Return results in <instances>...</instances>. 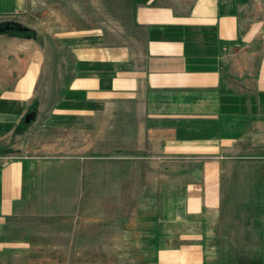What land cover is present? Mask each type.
I'll return each instance as SVG.
<instances>
[{"label": "crops", "instance_id": "1", "mask_svg": "<svg viewBox=\"0 0 264 264\" xmlns=\"http://www.w3.org/2000/svg\"><path fill=\"white\" fill-rule=\"evenodd\" d=\"M129 2L53 62L0 32V264H264V0ZM31 4L43 24L28 0L0 22ZM29 111L56 154L7 152Z\"/></svg>", "mask_w": 264, "mask_h": 264}, {"label": "rangeland", "instance_id": "2", "mask_svg": "<svg viewBox=\"0 0 264 264\" xmlns=\"http://www.w3.org/2000/svg\"><path fill=\"white\" fill-rule=\"evenodd\" d=\"M30 1L31 2L33 1L36 10H37V5L41 6L40 15L42 17L43 24L40 25L38 24V26L35 25L32 4L31 6H29V9L30 7L32 8L31 15L19 11L17 13L14 12L13 14H2V16L6 15V19H10L8 21L16 22L17 20H22L23 21V23H21L22 25L27 26L29 28L31 27L30 28L31 32L26 33V35H28L29 37L34 36L33 31L40 32V34L43 35L42 42L44 44H42V46L45 45V47H47L46 57L47 58L50 57L49 62L51 61L53 62L52 59L53 56H55L52 53L53 51L55 52V49L53 47L55 45L59 46L60 44H62V41L66 40L67 36L65 35V33L61 34V31L69 32L67 34L70 37H72L75 36V34H78L79 31L82 29V27L83 28L88 27L91 30L101 29L103 31V30H108V28H111L113 30L115 27H122V25L126 23V21L128 20L129 9H130L129 0H58V1L28 0V4H30ZM51 9L52 12H54L52 18L49 15ZM13 32L15 33L16 31ZM19 33L20 32H18V34ZM50 34L52 35L51 39H50ZM51 42H53L54 44L53 46H51ZM51 48L53 49V51L51 50ZM64 61H65V52H63L60 55H57L55 58V63H57L59 66H62ZM58 68L61 69V67ZM53 72H55V69L52 70L51 73ZM32 122L33 119L30 120L28 123H22V125L15 130L16 133H14L11 137V142H10L11 144H9L8 147L9 149L8 150L7 148L4 149L5 152L6 150L7 152H9L10 156L13 155L17 156L23 153L26 155L33 154V150L35 147H36V153L42 152L44 154L46 153L51 155L57 153L51 150V148L49 147V143L47 142L52 138L48 130H42L41 135H39L38 133L36 135L33 134L32 130L29 131L24 130V129H28L33 124ZM108 122L112 123V120H108ZM55 137L57 136H54L53 138ZM40 141L41 143L38 144ZM65 141L66 139L63 140L61 139L62 143H64ZM25 143L27 146L24 147L22 151H19L20 150L19 146ZM42 143L43 145H45V148L41 149V151L37 150L38 147L37 145H41ZM72 143H79V140L78 141L75 140V142ZM151 174L157 175L159 174V172L148 171V175ZM145 183L149 185L148 181L147 182L145 181ZM142 185L144 184L143 183L140 184V182L136 184L138 191L140 190V187ZM151 186L154 188V184H151ZM58 240L62 243L66 242L65 236H59ZM104 248L109 254H111L113 251L115 252V250H120V248L112 247V246L104 247ZM123 248L124 249L121 251V253H119V256L122 257L123 259L132 260L133 256L132 254L130 255V252L132 253V250L134 248L132 247L129 248V246H123ZM58 250H59L58 259H64V258L67 259V253L70 252L71 248L59 247ZM90 250L92 252L91 254H93V257H96L95 255L98 252L97 248L92 247L90 248ZM67 264H82V263L74 262L70 260L69 262H67ZM88 264H95V261H91Z\"/></svg>", "mask_w": 264, "mask_h": 264}, {"label": "water", "instance_id": "3", "mask_svg": "<svg viewBox=\"0 0 264 264\" xmlns=\"http://www.w3.org/2000/svg\"><path fill=\"white\" fill-rule=\"evenodd\" d=\"M30 28L27 26L22 25L19 22H15V21H1L0 22V32H4V31H16V32H26L28 31ZM34 111H29L24 115V122L28 123L30 120H32L34 118Z\"/></svg>", "mask_w": 264, "mask_h": 264}]
</instances>
